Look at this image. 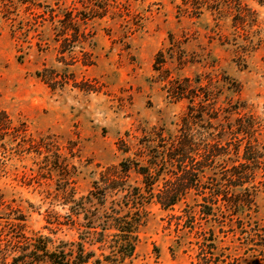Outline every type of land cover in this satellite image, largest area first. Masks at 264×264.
I'll list each match as a JSON object with an SVG mask.
<instances>
[{"label":"rangeland","instance_id":"obj_1","mask_svg":"<svg viewBox=\"0 0 264 264\" xmlns=\"http://www.w3.org/2000/svg\"><path fill=\"white\" fill-rule=\"evenodd\" d=\"M219 1L0 0V225L17 208L27 234L77 239L73 219L134 211L139 194L133 264L243 263L264 189L234 222L205 214L215 165L203 150L245 143L236 120L251 117L264 152V0Z\"/></svg>","mask_w":264,"mask_h":264},{"label":"trees","instance_id":"obj_2","mask_svg":"<svg viewBox=\"0 0 264 264\" xmlns=\"http://www.w3.org/2000/svg\"><path fill=\"white\" fill-rule=\"evenodd\" d=\"M80 1L82 2L78 0ZM247 120V125H243L240 119H237L235 126V133L244 139L245 143L230 148L227 153L217 148L218 144L206 146V150H203L207 152L205 157L209 155L210 161L213 166L215 165L213 177H209L212 181L209 187L211 191L208 193L210 198L205 196L202 200L203 207L209 211L203 213L213 215L214 210L221 212L224 208L229 212L231 222H234L233 218L240 217L244 209L254 205L253 193L259 187L264 189V152L251 144L256 127L253 118L247 117ZM9 124L10 119L6 113L0 111V133H3ZM192 141L193 136L188 132H183L181 141H176L180 145L178 150L184 158H188L189 152L192 151L190 148L194 145ZM204 154L203 152L201 155V161L205 163ZM229 160L230 164L226 163ZM204 167L206 165L201 166L202 170H198L199 178L203 176ZM219 169L220 172L216 171ZM196 182L200 184L201 181L196 179ZM153 184L145 183L147 189H151ZM156 197L162 208L171 207L178 200L177 197L168 195ZM97 199L99 204H103L102 197ZM145 200L144 195L135 194L126 200L134 205V211L119 213L115 208L109 207L102 215L91 213L90 216L84 215L83 220L73 219V224L77 225L79 232L77 239L71 240L57 237L54 231L58 229L51 231L50 234L40 232L27 234L26 215L20 209L9 208L13 215L7 214L4 223L0 225V264H133L139 243V229L146 222V212L139 209ZM64 217L71 218L70 215ZM56 220L55 224L63 225ZM211 234L212 238L205 240H209L210 248L216 249L213 232ZM248 241L247 250L251 253L246 256L243 263L238 264H264V221L262 224L250 225ZM218 263L219 259L216 264Z\"/></svg>","mask_w":264,"mask_h":264}]
</instances>
